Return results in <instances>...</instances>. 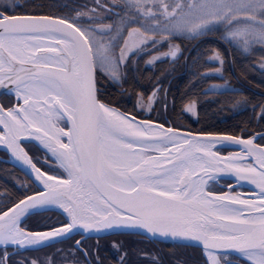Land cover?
Returning <instances> with one entry per match:
<instances>
[{
    "label": "snow or ice",
    "instance_id": "snow-or-ice-1",
    "mask_svg": "<svg viewBox=\"0 0 264 264\" xmlns=\"http://www.w3.org/2000/svg\"><path fill=\"white\" fill-rule=\"evenodd\" d=\"M178 40L207 43L185 56L190 79L178 96L169 98L167 73H153L150 91L121 89L134 97L130 108L106 99L102 81L122 85L142 57L174 64L185 55ZM237 55L264 76V0H92L64 14L0 0V89L8 97L0 146L28 170L0 201V264H103L99 242L82 248L80 239L44 259L11 257L117 231L195 242L201 264H264V131L247 127L251 117L237 132L151 116L162 101L164 116L171 105L177 117L199 118L201 93L248 105L225 76ZM251 108L256 123L264 120V99ZM26 140L38 142L42 159ZM224 177L233 183L216 190ZM242 183L253 191H240ZM51 211L60 218L25 223ZM112 247L125 264L123 244Z\"/></svg>",
    "mask_w": 264,
    "mask_h": 264
},
{
    "label": "trees",
    "instance_id": "trees-1",
    "mask_svg": "<svg viewBox=\"0 0 264 264\" xmlns=\"http://www.w3.org/2000/svg\"><path fill=\"white\" fill-rule=\"evenodd\" d=\"M22 8H32L34 6L42 5L45 12H55L57 7L56 0H16ZM180 43L183 47L184 54L179 57L173 63L168 60L157 61L154 65H147L144 63L146 57H142L138 68L135 70H130L128 74V79L122 85H116L109 81H102L104 88V96L109 101L115 102L116 106H125L130 108L134 102V97L129 98L127 92H121V89H129L135 85H140L142 88H136V90L147 89L151 90L152 81L148 79L149 76L152 77V80H155V75H161L162 73H167L164 75L163 83L165 86H168V95L169 98L173 94L179 95L185 88L188 80L190 79L189 65L185 63V56H188L189 61L191 60V55H196L197 48H204L207 46L205 44H198V41H188V40H178L174 41ZM191 52V55L188 53ZM260 52L257 51L253 57L249 58L251 60H258ZM205 56L208 53H204ZM249 59H245L239 55L236 56L235 62L230 64L225 69V76L229 78L230 84L240 90L239 95H243L248 98V105H240L238 107H233L230 95L233 94H219L213 96L209 93H201L200 96V107H199V118L191 116V114H186L184 116L177 117L169 106V114L164 116L163 111V102L151 110V116L155 117L157 115L162 116L164 119H179L180 123L189 127L191 129L207 127L208 129H219V130H233L237 132L240 131V127H243L247 124V121L251 117L254 123L247 124V127L250 130L260 132L264 131V120L256 123L258 119L255 117L252 112L251 104L257 101L264 99V76L261 75V72L258 67L249 68ZM206 67H213L215 65L208 64ZM155 73V75H153ZM135 78V79H134ZM216 77H210L209 80L204 83H210L215 81ZM198 87L203 88L204 84H199ZM163 93H161V96ZM0 102H6L8 97L4 94H0ZM234 98V95H233ZM258 107V106H257ZM150 118V117H145ZM229 149L222 150L223 152L228 151ZM41 152L40 149L34 148V153ZM41 154V153H40ZM44 156V154H42ZM43 158V157H42ZM41 159V158H40ZM26 180L27 177L19 169H17L14 164L0 159V201L6 199V193H16L19 185L17 180ZM224 184L230 183V181L222 180ZM242 188V187H241ZM244 189V188H243ZM216 190L223 191L224 188L216 187ZM18 194V193H17ZM51 216L53 219H59V215L55 211L37 213L33 216H30L25 223L36 224L42 222L44 217ZM133 233H118L111 234L107 236H102L98 238L88 237L83 239L81 245L82 248H97V242H99V255L103 262L107 264H116L117 254H119L116 249L112 247L113 241L123 244V248L120 249L121 252L126 251L127 256L125 259V264H149L152 262L150 257L141 256L140 252L142 251H151L155 249L156 256L155 258L159 264H175L181 254H175L167 250H160L154 245L143 244L139 239L133 238ZM80 235L73 236L71 240H64L59 243L51 244L47 247H42L35 251H23L18 252L16 256L11 257L12 260H16L19 257H36L39 256L41 259L52 254L55 249H67L70 248L74 240L78 239ZM149 241V240H147ZM160 244L166 245L165 247L169 248L170 244L167 242L157 241ZM196 248V247H194ZM198 249V248H197ZM11 248L8 249L10 251ZM1 252V249H0ZM79 255V254H78ZM190 258V257H189Z\"/></svg>",
    "mask_w": 264,
    "mask_h": 264
},
{
    "label": "flooded vegetation",
    "instance_id": "flooded-vegetation-1",
    "mask_svg": "<svg viewBox=\"0 0 264 264\" xmlns=\"http://www.w3.org/2000/svg\"><path fill=\"white\" fill-rule=\"evenodd\" d=\"M56 1H57V4H56L57 7L55 9V12L60 13V14H64V13H68L70 11H75L77 8H79L80 6H83L85 4H91L90 1H92V0H63V2H60V0H56ZM0 100H2V98H0ZM25 145L31 146V148L27 147L30 155L42 159V156H40V153L44 154L42 151L39 153H34V148H39L37 145L31 144L30 142L26 143ZM0 156L4 157V158L8 157V155L2 150L0 151ZM133 238L139 239L143 244L154 245L156 248H158L160 250L164 249V250L173 252L175 254H181V258H179L178 261L175 262V264H201V249L199 247L191 246V245H187V244L169 243L170 247L167 248V247H165L166 245L160 244L159 242H157L155 240L147 239L146 237H144L142 235H133ZM147 240H149V241H147ZM194 247H196V248H194ZM150 250L151 251H142V252H144L146 254V257L151 256L150 258H152L153 256H156L157 250L154 251L155 249H151V248H150ZM43 258H45V257H43ZM119 258H120V254H117V257H115V259H116L115 261L119 260ZM229 258L235 259V255H230ZM103 264H107V263L103 262ZM149 264H153V262H150Z\"/></svg>",
    "mask_w": 264,
    "mask_h": 264
},
{
    "label": "water",
    "instance_id": "water-1",
    "mask_svg": "<svg viewBox=\"0 0 264 264\" xmlns=\"http://www.w3.org/2000/svg\"><path fill=\"white\" fill-rule=\"evenodd\" d=\"M0 93H4V90L3 89H0ZM25 142H31V143H34L35 145H38V142L34 141V140H31V141H28L26 140ZM224 148H230V149H235V150H238L237 148L235 147H224ZM0 150H3L7 155H8V158H1L9 163H11V165L14 164V166L19 169L23 174H25L28 170L27 169H24L22 168V166L14 159L10 156V154L5 150V148L3 146H0ZM26 176V175H25ZM223 180H228V181H231V183H233V180L230 178V177H224L222 178ZM221 179V180H222ZM243 187H245L246 189H248L249 193L250 194L252 191H253V188L248 185L247 183H242ZM247 194V193H245ZM56 212V211H55ZM117 233H120L119 231L117 232H113V233H110V234H107V235H111V234H117ZM121 233H133V232H121ZM136 234V233H134ZM107 235H101V236H107ZM81 237L79 238L80 240L83 239V238H86V237H101V236H97L95 234H82L80 235ZM144 237L148 238V239H151V240H156V241H161V242H167V243H175V244H187V245H191V246H196V247H199L195 242H182V241H179V240H173L171 237H169L168 239H164V238H161V237H157V238H152L150 236H146V235H143ZM2 245H0L1 247ZM200 248V247H199Z\"/></svg>",
    "mask_w": 264,
    "mask_h": 264
},
{
    "label": "rangeland",
    "instance_id": "rangeland-1",
    "mask_svg": "<svg viewBox=\"0 0 264 264\" xmlns=\"http://www.w3.org/2000/svg\"><path fill=\"white\" fill-rule=\"evenodd\" d=\"M60 2H63V0H60ZM90 3H92V1H90ZM166 47H167V46L165 45L164 48H161V49H160V51L165 50ZM26 147H30V148H31V146H28V145H26ZM38 149H39V148H38ZM224 149H225V148H223L222 150H224ZM228 151H233V150H228ZM228 151H226V152H228ZM226 152H225V153H226ZM40 156L43 157L42 154H40ZM224 183H225V182H223L222 180H220V181H219V184H216L215 187H219L220 185H225L224 190H226V185H227V184H224ZM239 190L242 191V192H244V191H245V188L243 189V188L240 187ZM246 195H248V194H246ZM0 249H1V252H2V251H3V248H0ZM232 257H233V256H232Z\"/></svg>",
    "mask_w": 264,
    "mask_h": 264
}]
</instances>
